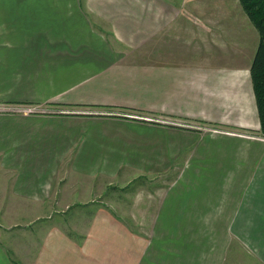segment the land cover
I'll return each mask as SVG.
<instances>
[{
  "label": "crops",
  "instance_id": "obj_1",
  "mask_svg": "<svg viewBox=\"0 0 264 264\" xmlns=\"http://www.w3.org/2000/svg\"><path fill=\"white\" fill-rule=\"evenodd\" d=\"M182 1L161 12H145L144 1L134 13L73 12L79 40L62 38L71 12H47L57 39L0 43L10 49L0 51V110L56 113L0 112V210H31L27 232L46 220L27 243L0 246V264H227L233 240L264 264L253 61L212 63ZM39 15L26 19L31 33ZM118 208L129 214L107 211ZM54 209L90 210L86 245L56 219L47 224Z\"/></svg>",
  "mask_w": 264,
  "mask_h": 264
},
{
  "label": "rangeland",
  "instance_id": "obj_2",
  "mask_svg": "<svg viewBox=\"0 0 264 264\" xmlns=\"http://www.w3.org/2000/svg\"><path fill=\"white\" fill-rule=\"evenodd\" d=\"M144 1L145 12H158L160 7L170 10L174 7L182 8V0H0V43H8L12 46L17 44L18 41H27L39 36L40 41H47V39H57L59 33L58 27L51 25L47 28V12H55L52 19H56L59 12L65 15L64 12L69 13L67 22L68 28L66 35H63V39H81V33L75 29V18L73 12H140L142 10V3ZM191 12L190 19L193 26L192 34H200L204 32L207 41L204 42L206 46V52L208 56L213 57V62L217 61L227 67H241L246 68L250 65V62L254 60L258 44L260 43V35L257 33V29L254 23L250 22L247 14L242 10L239 0H191ZM136 5V6H135ZM32 12H39V27L38 33L30 32L26 19H31ZM161 12V10H160ZM60 15V14H59ZM18 17L25 20L26 24L18 22ZM130 21V20H129ZM129 28L136 30L139 27L137 21L128 22ZM61 31V29H59ZM194 34V35H195ZM210 37V39L208 38ZM195 37V36H194ZM199 37L195 38L198 40ZM209 39V41H208ZM2 45L0 51H10ZM193 44H196L194 42ZM217 46V47H216ZM8 49V50H7ZM253 63V62H252ZM252 66V65H251ZM251 69V68H250ZM253 86V82H252ZM257 104V103H256ZM0 112H7L13 114L20 113H41V114H56L51 110L37 111L33 109H21L12 107L10 111L0 110ZM261 125V124H260ZM233 131H238L235 130ZM253 132V131H251ZM248 132L245 133L243 140H249ZM256 135V134H254ZM256 145V144H255ZM258 147V145H257ZM256 150V147H254ZM261 150L257 149V152ZM136 184V183H135ZM134 184V185H135ZM139 184V181H138ZM120 190V189H118ZM112 195L122 196L120 193ZM90 210H47V224L50 219H56L55 223L57 228L61 229L62 233H67L77 240V243L85 244L87 240L86 236L90 233L88 228L89 223L83 221L86 217H90L91 214H87ZM110 211V215L116 217H122L129 214V210L124 208H118ZM106 211V212H107ZM139 211V210H138ZM33 212L31 210H0L1 228H0V246L1 247H13L17 246L18 239L23 236L24 242L27 243L28 238L31 237L32 229L37 228L39 223H43L46 220H41L33 224L29 231H26V223L33 218ZM108 215V214H105ZM42 217V215H41ZM50 225V224H49ZM54 226V227H56ZM48 227V225H47ZM138 235H146L149 237L152 235L153 230L151 226H136ZM74 232V234H69ZM66 234V235H67ZM67 235V236H68ZM69 237V236H68ZM23 239L20 240L23 243ZM86 245V244H85ZM86 247V246H85ZM88 253L91 255V247H88ZM229 253L227 255V264H254L250 261L246 253L248 249L242 245L241 242L233 240L229 245ZM79 252V251H78ZM85 252V253H87ZM72 253H77L73 250ZM81 253V252H79ZM76 255V254H75ZM94 258L100 260L104 258V245L99 242L97 247L93 245Z\"/></svg>",
  "mask_w": 264,
  "mask_h": 264
},
{
  "label": "trees",
  "instance_id": "obj_3",
  "mask_svg": "<svg viewBox=\"0 0 264 264\" xmlns=\"http://www.w3.org/2000/svg\"><path fill=\"white\" fill-rule=\"evenodd\" d=\"M239 1L242 10L247 14L250 22L254 23L260 35V43L250 70L261 124V135L264 137V0Z\"/></svg>",
  "mask_w": 264,
  "mask_h": 264
}]
</instances>
